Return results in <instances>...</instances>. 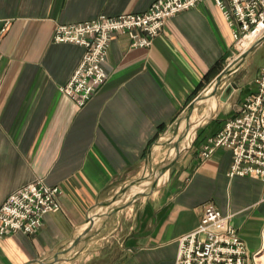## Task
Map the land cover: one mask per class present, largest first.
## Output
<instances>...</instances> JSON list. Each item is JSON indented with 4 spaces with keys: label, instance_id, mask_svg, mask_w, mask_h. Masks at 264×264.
Returning <instances> with one entry per match:
<instances>
[{
    "label": "crops",
    "instance_id": "obj_1",
    "mask_svg": "<svg viewBox=\"0 0 264 264\" xmlns=\"http://www.w3.org/2000/svg\"><path fill=\"white\" fill-rule=\"evenodd\" d=\"M154 1L0 0V29L8 22L0 43V206L36 180L62 190L61 209L46 214L37 232L0 238V264H39L60 250L67 251L53 264H175L179 238L197 227L208 204L230 217L251 262L262 264L264 181L230 176L233 152L227 147L201 155L208 138L256 92L254 81L236 80L244 63L224 79L216 96L197 104L190 122L198 123L193 133L186 131L164 180L104 216L111 208L105 203L126 186L114 204L149 187L176 152L188 106L240 56L221 8L203 0L169 18L150 47L114 34L108 79L78 106L61 87L85 48L56 42V26L102 14L143 13ZM94 218V235L72 248Z\"/></svg>",
    "mask_w": 264,
    "mask_h": 264
},
{
    "label": "built area",
    "instance_id": "obj_2",
    "mask_svg": "<svg viewBox=\"0 0 264 264\" xmlns=\"http://www.w3.org/2000/svg\"><path fill=\"white\" fill-rule=\"evenodd\" d=\"M203 0H155L143 13H123L72 24H58L56 42H70L85 48L82 60L61 91L82 107L107 81L108 49L114 34H128L133 46L150 47L169 18L197 6ZM232 27L239 55L264 34V0H215ZM8 22L0 29V43ZM2 52L0 50V62ZM0 75V86L2 84ZM256 92L244 99L236 116L208 138L201 150L209 157L218 147L233 152L230 176L255 175L264 181V66L254 80ZM59 186L36 180L13 192L0 206V238L15 232L35 233L44 217L61 209ZM175 264H259L251 262L246 242L230 217L214 204L205 206L196 228L179 240Z\"/></svg>",
    "mask_w": 264,
    "mask_h": 264
},
{
    "label": "water",
    "instance_id": "obj_3",
    "mask_svg": "<svg viewBox=\"0 0 264 264\" xmlns=\"http://www.w3.org/2000/svg\"><path fill=\"white\" fill-rule=\"evenodd\" d=\"M264 43V34L245 52H243L238 58H236L233 62H231L218 76L217 78L214 80V82L209 86V88H207L203 93H201L200 95L197 96V98L188 106L187 110H186V114L184 116V118L187 121V125H186V130L184 131L183 134L179 135V139L178 142L175 144V154L174 156H170L169 158H167L165 160V162L163 163V165L160 167L159 170H157L154 173V179L150 182V185L148 188H146L143 191H139L136 194H134L133 198L128 200L127 202L123 203V204H114L117 200L120 199V195L124 192L127 191L128 186H126L125 188H123L121 190V192L113 198L112 201L110 202H106L105 205L109 206L111 208H109L110 210L108 212H106L104 214V216L108 217L111 216L112 214H114L115 212H117L120 209L125 208L126 206L130 205L135 199H137L138 197L147 194L148 190H153L156 188V186L158 185V177L161 176L162 174H164L172 165V163L174 162V160L180 155L181 151H182V147H181V141L183 140L186 131L190 128V116L193 112V110L197 107V104L201 101L204 100L206 98H211L216 96L217 91L219 86L222 84V82L224 81V79L229 76L230 74H232L233 72H235L236 70H238L242 64L246 61V59L253 54L262 44ZM144 178L139 179V180H135L134 182H132L131 185L139 183L140 181H142ZM148 189V190H147ZM103 216V217H104ZM95 227V218L92 220V222L90 223V226L87 228V230L80 236L78 237L76 240H74L73 244H72V248H74L75 246H77L80 242H84L87 243L90 238L94 235V228ZM67 250H60L59 252H57L53 258V260H45V261H39V264H53L54 262L58 261L60 258V254L66 252Z\"/></svg>",
    "mask_w": 264,
    "mask_h": 264
},
{
    "label": "rangeland",
    "instance_id": "obj_4",
    "mask_svg": "<svg viewBox=\"0 0 264 264\" xmlns=\"http://www.w3.org/2000/svg\"><path fill=\"white\" fill-rule=\"evenodd\" d=\"M244 66L242 67L241 73H238V75L236 76V80L241 81L242 77L244 76L247 81H254V79L257 76L258 71L261 69V67L264 66V44H262L253 54H251L246 61L244 62ZM243 65V64H242ZM193 120H191L190 122V128L187 131H192L193 133V129L192 128V124H193ZM171 148L173 149L174 146L171 144ZM163 174L158 178V180H164L163 179ZM262 264H264V260L261 261Z\"/></svg>",
    "mask_w": 264,
    "mask_h": 264
},
{
    "label": "bare ground",
    "instance_id": "obj_5",
    "mask_svg": "<svg viewBox=\"0 0 264 264\" xmlns=\"http://www.w3.org/2000/svg\"><path fill=\"white\" fill-rule=\"evenodd\" d=\"M213 98V97H212ZM194 116V115H193ZM198 120L197 119H194V121H193V124H192V128H195L196 127V125H197V122ZM189 136V135H188ZM163 180H158V182L159 183H161Z\"/></svg>",
    "mask_w": 264,
    "mask_h": 264
}]
</instances>
